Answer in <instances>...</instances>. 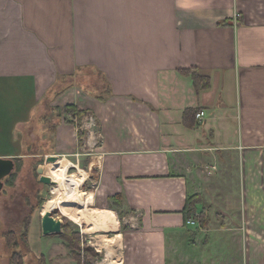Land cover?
Listing matches in <instances>:
<instances>
[{
    "label": "crops",
    "instance_id": "0c3cea01",
    "mask_svg": "<svg viewBox=\"0 0 264 264\" xmlns=\"http://www.w3.org/2000/svg\"><path fill=\"white\" fill-rule=\"evenodd\" d=\"M188 69L210 88L197 92L180 72ZM13 88L29 99L14 103L25 113L0 158L18 157L33 127L36 144L53 138L48 106L94 119L82 139L100 203L122 197L113 207L128 223L120 264L264 261V247L247 237L264 235V0H0L3 125ZM188 110L206 117L189 128ZM55 114V152L37 150L22 171L41 157H80L76 129ZM194 197L205 227L187 225ZM92 199L87 224H109L108 213L89 209Z\"/></svg>",
    "mask_w": 264,
    "mask_h": 264
},
{
    "label": "rangeland",
    "instance_id": "374dc122",
    "mask_svg": "<svg viewBox=\"0 0 264 264\" xmlns=\"http://www.w3.org/2000/svg\"><path fill=\"white\" fill-rule=\"evenodd\" d=\"M9 98L12 103L9 112L10 118L8 121L5 119L4 125L0 123L3 125L0 130V154H4L10 150L7 143L3 142V139L8 140V136L11 135L10 142L13 144V140H15L13 138H16L14 128L21 124L17 122V118L22 117L25 113L22 112L18 106L14 111V103H22L23 99L28 100L29 96L24 89L13 88L11 92H9ZM48 108L54 109L55 107L51 105L48 106ZM49 109L46 115H49ZM53 114H55V112ZM56 117L61 120V123L74 126L77 131L79 140L78 147L80 146L79 150L81 152L80 157L79 154H73L71 152L69 153L70 155L58 158L60 163L63 162L70 167L68 172L65 170V176H67V174L74 175L78 179L82 176L81 173L85 172L84 174H88L87 180L85 179L83 186L77 184L72 185L71 191L74 199V206L73 209L68 210L66 205L63 204V201L56 199V197L60 195L59 187L44 185L36 179V177L38 178V174H35V169L38 168V166L46 165L48 172H50L51 165H47L46 157L37 159L31 165V169L29 170V168H27L26 172H24L25 170L22 171L24 162H21V164L15 162L16 167L12 173L14 175L10 179V182H8V180L11 175L4 180L3 192L0 195V264H20L19 258L24 261V264H40V259L43 258L45 262L49 259V261L54 262L53 264H68L71 262L73 259L72 249L65 240L64 230L60 234L43 235L42 216L46 213H50V210L49 212L43 213L42 208L44 206L45 210H47L50 209V206L54 205L55 208H51V214L57 221L62 222L63 229L64 226L70 225L73 232L78 233V235L80 234L81 243L90 246L92 250L97 253L98 256L90 258L86 255L82 247L80 253L83 257L90 259V264H120L122 262L121 253L123 252V244L125 243L124 236L121 232L124 231V227L126 229L128 223L121 213L113 209L112 205L111 208H109L100 203L99 195L96 191L97 188L95 186L96 175L93 176V170L89 171L90 162L93 160V154L88 148L84 149L83 139L87 136V133L92 132L95 126H89L90 119L86 116L81 119L76 118L71 122L66 120V122H64L65 116L62 113H58L55 118ZM55 123H57V120H55ZM45 129L48 130L49 128L45 127ZM46 130H44V134L47 136L48 131ZM80 132L84 133L83 136L79 135ZM56 134L57 133H54V135L51 136L53 137L52 139H45L41 143L36 144L34 127L28 130L26 133V150L23 151L24 155H19L16 159L21 158L25 161L30 156L36 154L37 150H42L41 153H38L43 156L46 154L45 151L55 152L56 147L54 145L57 139ZM30 160L29 158L27 161ZM42 160H44L43 164L41 163ZM91 199L93 203L89 209L108 213L111 216L109 224L100 222L97 218L95 219L96 221L93 220L87 224L89 218L87 206H89V201H91ZM223 219L219 218V220ZM195 220H199L198 215ZM27 228H29V234L32 239L30 248L33 252H27L21 241L16 244L18 237L25 233ZM7 232L17 235V240L9 242L8 245L3 238V235ZM247 237L249 238L248 246L251 245L252 248H256L261 245L264 247V235L251 233L247 234ZM39 251L43 252L45 255L41 254ZM16 253L19 255H16ZM262 254L263 253H261V256ZM256 258H258V255H256ZM67 259L69 262H66ZM258 260L259 258L257 260L253 259L251 263L264 264V261L258 262Z\"/></svg>",
    "mask_w": 264,
    "mask_h": 264
},
{
    "label": "trees",
    "instance_id": "16d2710c",
    "mask_svg": "<svg viewBox=\"0 0 264 264\" xmlns=\"http://www.w3.org/2000/svg\"><path fill=\"white\" fill-rule=\"evenodd\" d=\"M182 74L189 76L194 84V87L196 89L197 92L199 91H203V90H208L210 88V80L206 77H203L199 74V72L196 69H188V70H183L180 71ZM71 86V84L69 85ZM66 91V89H63L61 91L55 92L52 91L50 92V95L53 94L55 92V98H57L58 96H60L62 93H64ZM51 101V100H50ZM51 104V103H50ZM57 109H49L50 113L49 115H46L44 117V122L46 125H48V128L50 129V131H52V133H56V129L58 127V125L53 124L52 121H54V119L52 118V113H54ZM198 111H193V110H188L185 112L184 114V123L187 127L189 128H194L195 127V121H196V115H197ZM64 122L66 121H70L69 118H72L73 120L76 118H82L84 113L77 111V109L74 106H67L64 110ZM53 119V120H52ZM66 120V121H65ZM83 132H80L79 135L83 136ZM49 140V139H46ZM24 149L26 150V147H24ZM23 156L24 152L22 151L21 154H18V156ZM28 155V154H25ZM37 155L34 154L33 156ZM15 162L20 163L24 162L23 159H16L15 158ZM41 163H44V160L41 161ZM40 163V164H41ZM35 174L37 175V168L35 169ZM14 174H11L8 182H10V179L13 177ZM37 179V177H36ZM122 201V197H115L112 199V203H113V207L118 209L119 205L121 204ZM198 204H200V202L198 201L197 197L191 198L187 200V204H186V208H185V216L186 218H190V219H196L197 215H198ZM199 220H200V225L201 227H205L207 225V210L204 213V211L199 215ZM28 223V222H27ZM28 226V225H27ZM30 228V227H29ZM29 228H27V231L25 233H23L20 237H18V241L16 244H18L19 241H21L22 244H24L25 249L27 252H32V249L30 248V234H29ZM64 236H65V240L68 243V246L72 249V254H73V258L74 260L77 262V264H90V259H87L86 257H83L81 255V249L82 247L84 248V251L86 253V255H88V257L93 258L95 256H98L97 253L94 252V250H92V248L86 244H82L81 240H80V234L78 235V233L73 232V229L70 225H66L64 226ZM13 234V235H12ZM4 240H6L7 245L9 244V242L12 241H16L17 240V235L14 233H10L7 232L3 235ZM16 255H19L18 253H16ZM15 257V256H14ZM24 260V258H23ZM40 264H47L45 262V259H40ZM20 264H24V261H22L19 258Z\"/></svg>",
    "mask_w": 264,
    "mask_h": 264
},
{
    "label": "water",
    "instance_id": "95a60500",
    "mask_svg": "<svg viewBox=\"0 0 264 264\" xmlns=\"http://www.w3.org/2000/svg\"><path fill=\"white\" fill-rule=\"evenodd\" d=\"M58 156H49L46 158L47 164H56ZM16 167L14 159L0 158V195L3 192L4 180L14 172ZM38 181L47 186H57L51 179L47 167L40 165L37 168ZM42 230L44 236L53 234H60L63 232V224L61 221H57L51 213H46L42 216Z\"/></svg>",
    "mask_w": 264,
    "mask_h": 264
},
{
    "label": "bare ground",
    "instance_id": "6f19581e",
    "mask_svg": "<svg viewBox=\"0 0 264 264\" xmlns=\"http://www.w3.org/2000/svg\"><path fill=\"white\" fill-rule=\"evenodd\" d=\"M47 165H51L49 175L51 179L54 181V183H56L57 187H59L60 195L57 196L56 199L63 201V204L66 205L68 210L73 209L74 199L72 197L71 187L72 185H76V184L79 186H83L85 179L88 177V174H84L85 172L81 173L82 176L77 179L76 176L74 175L65 176L66 169L60 165V161H58L56 164H47Z\"/></svg>",
    "mask_w": 264,
    "mask_h": 264
},
{
    "label": "built area",
    "instance_id": "2783aa9c",
    "mask_svg": "<svg viewBox=\"0 0 264 264\" xmlns=\"http://www.w3.org/2000/svg\"><path fill=\"white\" fill-rule=\"evenodd\" d=\"M238 18H240V15H236L235 20L238 19ZM205 117H206L205 111L200 110V111H198V113L196 115V120L199 121V122H202L205 119ZM89 119H90L89 120V122H90L89 126H91V125L95 126L94 119H92V118H89ZM197 223H198V221L194 220V219H189L187 221V225H196Z\"/></svg>",
    "mask_w": 264,
    "mask_h": 264
},
{
    "label": "flooded vegetation",
    "instance_id": "af4514ba",
    "mask_svg": "<svg viewBox=\"0 0 264 264\" xmlns=\"http://www.w3.org/2000/svg\"><path fill=\"white\" fill-rule=\"evenodd\" d=\"M38 179V178H37Z\"/></svg>",
    "mask_w": 264,
    "mask_h": 264
}]
</instances>
